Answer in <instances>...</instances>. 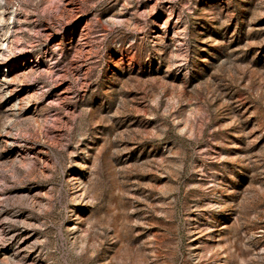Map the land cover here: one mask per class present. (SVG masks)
<instances>
[{
	"label": "rangeland",
	"instance_id": "1",
	"mask_svg": "<svg viewBox=\"0 0 264 264\" xmlns=\"http://www.w3.org/2000/svg\"><path fill=\"white\" fill-rule=\"evenodd\" d=\"M0 264H264V0H0Z\"/></svg>",
	"mask_w": 264,
	"mask_h": 264
}]
</instances>
